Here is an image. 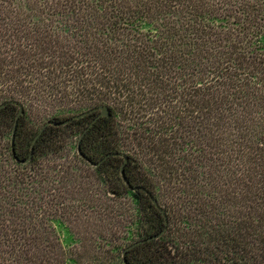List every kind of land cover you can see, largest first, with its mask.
Masks as SVG:
<instances>
[{"label":"trees","instance_id":"1","mask_svg":"<svg viewBox=\"0 0 264 264\" xmlns=\"http://www.w3.org/2000/svg\"><path fill=\"white\" fill-rule=\"evenodd\" d=\"M33 1L38 15L21 0H0V103L25 106L16 132L19 160L11 137L8 148L1 144L6 132L12 135L19 106L0 109V210L10 202V211L31 220L78 211L63 200L52 212L39 203L24 206L16 190L56 169L63 176L46 160L75 133L80 156L79 137L99 110L67 125L49 124L32 160H20L45 121L108 104L111 116L87 130L83 153L92 161L127 153L131 185L147 187L169 217L167 232L128 250L129 261L264 264V0ZM145 22L154 28L143 29ZM36 115L42 124L33 123ZM187 156L199 169L194 175L183 162ZM10 158L24 168L19 179L6 175ZM80 158L105 176L114 195L136 198L133 221L142 238L165 226L150 195L123 179V156L98 166ZM22 223L0 217V247H8L0 250V264H65L63 252H30L43 243L19 241L28 236Z\"/></svg>","mask_w":264,"mask_h":264},{"label":"rangeland","instance_id":"2","mask_svg":"<svg viewBox=\"0 0 264 264\" xmlns=\"http://www.w3.org/2000/svg\"><path fill=\"white\" fill-rule=\"evenodd\" d=\"M21 2L26 11L36 15L40 13L33 0H21ZM34 18L38 19L35 15ZM65 22V18L60 21V23ZM141 27L150 30L154 28V25L145 22ZM37 116L33 118V123L42 124L45 119L41 115ZM10 137V132H6L1 137L4 149L10 145ZM76 142V133L69 135L65 140V149L46 160V164H54L58 166V169L62 168L63 176L54 175L57 172L56 169L53 175L46 176L41 182L26 181L22 183L24 187H21L19 183L16 191L21 193V204L24 206L39 203L52 212L57 206L55 202L63 200L71 202L78 211L73 212L69 217L62 213H46L44 216L35 218L36 222H34V219L31 220L24 213L10 211L14 206L10 202H4L5 207L0 210L2 212L0 217L11 219L15 223L23 222L18 224L19 227L26 223L25 229H28L26 232L28 236H18L19 241L25 242L34 238V242L36 240L46 245L45 249L43 245L30 248L28 249L30 252L47 251L52 254L63 252L65 264H124L123 248L143 237L136 232L138 223L133 221L135 214L138 213L137 200L130 192L114 195L109 191L105 176L80 158L76 151ZM189 160L190 156H187L183 162L191 166L189 168L194 175L199 169L192 168L193 160L191 162ZM9 163L13 167L5 165L9 168L6 175L19 179L21 170L24 168L12 158L9 159ZM192 180L195 182L194 178ZM14 184L13 182L11 188L15 190ZM197 190L203 189L194 187V191ZM9 199L14 202L13 197ZM50 244L55 246L54 251H51ZM3 248L0 247V250Z\"/></svg>","mask_w":264,"mask_h":264},{"label":"water","instance_id":"3","mask_svg":"<svg viewBox=\"0 0 264 264\" xmlns=\"http://www.w3.org/2000/svg\"><path fill=\"white\" fill-rule=\"evenodd\" d=\"M9 102L15 103V104H17L19 106V110H18V112L16 114L15 124H14L12 135H11V149H12V152H13V155H14L15 159L19 160L18 156L16 155V132H17V127H18V124H19V120H20L21 116L25 113V106H24V104L21 101L11 100V101L1 102L0 103V109L2 107L6 106L7 103H9ZM98 110H99V112H98L97 116L94 117V119L83 130V132L81 133V135L79 137L77 148H78V152H79L80 156H82L83 158L87 159L94 166H98L105 159H107L109 156H112V155H121V156H123L124 160H123V162L121 164V175H122L123 179L125 180V182L127 184H129V186H130V188L132 190H137V189L145 190L150 195V197H151L152 201L154 202V204H156V206L163 212V214L165 216V226L161 230H159L158 232H155V233H153V234H151V235H149L147 237L138 239V240L130 243L129 245H127L124 248L123 253H122L124 264H134L133 262H130L129 259L127 258L128 250H130L131 248H134L138 244H141V243L153 240V239H157V238H160L161 236H163L167 232V230L169 228V217H168L167 212L165 211V208L160 204V202L158 201L157 197L147 187L142 186V185H137V186L131 185L130 180H129L127 174H126V169H125L127 162L130 160V156L127 153H125V152H109L103 158H101L99 161H92L83 153L82 148H81V141H82L84 135L86 134L87 130L90 129V127L97 121V119L99 117H102V116L109 117V116H111L110 106L108 104H100L98 106H95L93 108L84 110L82 112L75 113L72 116H69V117H67V118H65L63 120L49 119V120L45 121L42 124V126L40 127V129L38 130L37 134L35 135V137L33 139L32 150H31L30 155L26 159L20 160V162L25 164V163H28V162H30L32 160L33 151H34V148H35V143L37 142L38 138L44 132V130L46 129V127L49 124H54V125H59V126L60 125H67L70 122L74 121L75 119H79L81 117H84V116H86V115H88V114H90V113H92L94 111H98ZM147 264H149V263H147Z\"/></svg>","mask_w":264,"mask_h":264}]
</instances>
